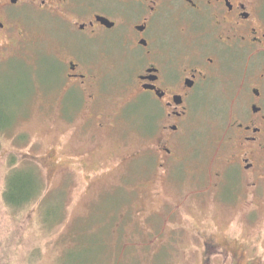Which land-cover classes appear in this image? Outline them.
<instances>
[{
  "label": "rangeland",
  "instance_id": "obj_1",
  "mask_svg": "<svg viewBox=\"0 0 264 264\" xmlns=\"http://www.w3.org/2000/svg\"><path fill=\"white\" fill-rule=\"evenodd\" d=\"M26 19L25 41L0 68V264H234L227 245L244 252L241 264H264V194L246 223L240 202L211 190L225 117L218 96L195 95L162 176L156 133H143L161 109L133 87L112 86L94 112L85 105L63 120V50L94 42L63 40L59 20ZM14 168L18 182L39 189L17 207L4 199ZM209 232L221 245L204 252Z\"/></svg>",
  "mask_w": 264,
  "mask_h": 264
},
{
  "label": "flooded vegetation",
  "instance_id": "obj_2",
  "mask_svg": "<svg viewBox=\"0 0 264 264\" xmlns=\"http://www.w3.org/2000/svg\"><path fill=\"white\" fill-rule=\"evenodd\" d=\"M35 14L59 20L63 40L94 42L68 48L69 55L63 50V120L85 105L94 112L109 87H133L161 109L143 133H156L151 150L162 176L170 172L173 135L187 121L195 95L202 92L203 102L211 91L218 96L225 117L211 190L241 203V222L253 220L264 194V0H0V68L25 41L21 19L34 23ZM85 157L78 156L82 163ZM201 243L204 252L221 245L213 232ZM224 248L241 264L244 252Z\"/></svg>",
  "mask_w": 264,
  "mask_h": 264
},
{
  "label": "trees",
  "instance_id": "obj_3",
  "mask_svg": "<svg viewBox=\"0 0 264 264\" xmlns=\"http://www.w3.org/2000/svg\"><path fill=\"white\" fill-rule=\"evenodd\" d=\"M0 129H2V125H0ZM15 171V168L12 169L7 176L4 199L8 205L17 207L29 202L33 195H37L39 189L34 191V182L31 183V180H29L28 178H26L27 182H18L19 177L16 178V176L14 175ZM21 178H23V176H21L20 179Z\"/></svg>",
  "mask_w": 264,
  "mask_h": 264
}]
</instances>
